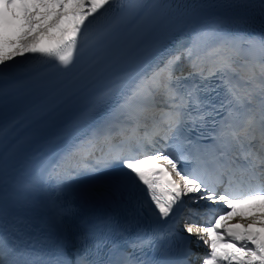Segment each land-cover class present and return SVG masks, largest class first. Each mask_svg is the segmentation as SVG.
I'll return each mask as SVG.
<instances>
[{"label": "snow or ice", "instance_id": "1", "mask_svg": "<svg viewBox=\"0 0 264 264\" xmlns=\"http://www.w3.org/2000/svg\"><path fill=\"white\" fill-rule=\"evenodd\" d=\"M0 66V264H264V0H0Z\"/></svg>", "mask_w": 264, "mask_h": 264}, {"label": "bare ground", "instance_id": "2", "mask_svg": "<svg viewBox=\"0 0 264 264\" xmlns=\"http://www.w3.org/2000/svg\"><path fill=\"white\" fill-rule=\"evenodd\" d=\"M243 209H244V208H243ZM243 209H237V211H239V212H243L245 215H251V212H252V210H254V209H257V210H258V213H260L261 211H264V208H261V206H259V205H255V206H253L252 208H250L249 210L246 209V210L244 211ZM230 221H237V219H236V218H233V220H230Z\"/></svg>", "mask_w": 264, "mask_h": 264}]
</instances>
